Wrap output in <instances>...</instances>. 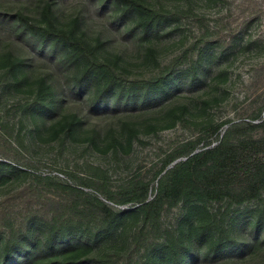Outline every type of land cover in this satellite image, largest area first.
<instances>
[{
	"label": "rangeland",
	"instance_id": "obj_1",
	"mask_svg": "<svg viewBox=\"0 0 264 264\" xmlns=\"http://www.w3.org/2000/svg\"><path fill=\"white\" fill-rule=\"evenodd\" d=\"M141 1L167 17L147 32L114 0H0V13L37 23L50 4L58 25L89 41L125 92L133 85L141 94L176 63L163 96L93 104V85L76 87L59 51L0 23V262L6 244L19 254L51 237L79 239L91 264H153V252L172 240L184 264H264V194L208 200L217 222L202 234L195 226L205 217L184 221L181 200H165L153 220L128 199L133 183H148L146 200L156 196L175 162L169 156L186 141L201 137L195 152L203 150L239 121L261 125L235 135H264V0ZM52 102L51 113L41 106ZM72 115L81 122L71 126ZM216 240L226 246L211 247Z\"/></svg>",
	"mask_w": 264,
	"mask_h": 264
},
{
	"label": "trees",
	"instance_id": "obj_2",
	"mask_svg": "<svg viewBox=\"0 0 264 264\" xmlns=\"http://www.w3.org/2000/svg\"><path fill=\"white\" fill-rule=\"evenodd\" d=\"M120 14L137 15L138 25L143 32L158 26L161 18H167L161 12L151 9L141 0H114ZM44 23H37L22 12L9 16L0 13V23H5L19 38H36L41 46H48L51 51H59L61 58L74 66L71 80L76 87L93 85L92 103H107L109 99L115 102L136 100L147 101L163 96L169 92L175 83L172 76V63L149 82L148 88L141 94H136L133 85L125 92L120 86L114 69L105 60L99 61L94 48L82 35L58 25L50 4H46L41 11ZM177 60V59H176ZM11 67H16L18 61H10ZM192 74H197V67L192 68ZM46 112H53L54 103L42 104ZM81 119L72 115L70 124L75 126ZM221 124V123H220ZM220 124H216L212 131L217 133ZM260 123L239 121L231 123L217 142H208L205 149L196 151L202 140L197 137L182 143L178 151L169 156L168 165L172 166L158 179V194L146 200L148 183H133V194L128 199L140 203L138 212L144 219L157 220L160 208L165 200L170 204L183 201L187 206L184 221H190L194 212L205 217L196 228L212 229L217 222L215 214L206 209L208 200H223L228 203H243L264 194V135L259 137H241L235 135L243 127L254 128ZM180 156L184 160L176 161ZM169 198V199H168ZM104 210L107 209L105 203ZM137 211H118L119 215H135ZM213 216V217H211ZM85 247L79 239L71 238L56 241L51 237L43 241H36L25 248L22 253L9 254L8 244L0 264H91L89 259L83 257L81 252ZM226 244L216 240L211 244L216 250L222 249ZM184 254L178 245L169 241L166 245L153 252V264H184Z\"/></svg>",
	"mask_w": 264,
	"mask_h": 264
}]
</instances>
